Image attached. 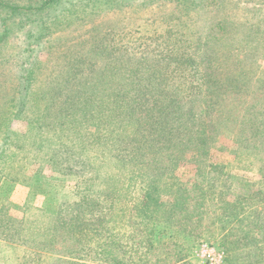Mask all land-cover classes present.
<instances>
[{"label":"trees","instance_id":"trees-1","mask_svg":"<svg viewBox=\"0 0 264 264\" xmlns=\"http://www.w3.org/2000/svg\"><path fill=\"white\" fill-rule=\"evenodd\" d=\"M98 1L83 0L54 16L84 11L77 20L89 21ZM158 1L170 7L171 19L167 11L157 19L168 30L120 48L114 37L93 34L69 46L50 39L58 31L49 26L52 14L69 0L36 6L0 0L2 12L30 14L16 30L19 54L10 76L3 50L12 30L0 23V191L3 183L36 194L41 185L63 186L56 207L45 206L35 225L32 216L17 220L0 214L5 242L0 250L34 247L42 238V251L58 264H192L182 247L221 234L227 264H264V70L255 55L258 25L218 22L216 14L211 21L229 0ZM246 44L251 54L240 57L236 46ZM43 53L47 68L40 74L36 61ZM27 116L34 119L30 131L16 133L14 121ZM222 141L235 146L227 168L213 160ZM38 165L51 175L30 176ZM183 166L193 172L191 180L177 177ZM236 169L260 179H238ZM68 184L74 186L70 191ZM176 245L182 250L172 251ZM0 257L4 264L13 259Z\"/></svg>","mask_w":264,"mask_h":264},{"label":"rangeland","instance_id":"rangeland-1","mask_svg":"<svg viewBox=\"0 0 264 264\" xmlns=\"http://www.w3.org/2000/svg\"><path fill=\"white\" fill-rule=\"evenodd\" d=\"M8 3L15 4L17 6H30L33 4L34 6L40 4L42 0H5ZM83 0H69V2H64L62 5H58L55 10L57 12L53 13L52 16L64 13V9H70L75 4H81ZM31 5V6H33ZM95 15L91 17L89 21L82 22L77 20V18L83 17L82 13L76 14V16L69 14H65L62 17L56 18L54 16L49 22L50 28L57 29L54 34H50L48 37L52 39L58 46H69L68 43L74 42L79 43L89 37L91 34L97 35L102 38H112L114 37L115 41L118 42L117 46H138V38L145 37H154L156 35L155 32H164L168 30V25L164 22H159L157 19L160 16V21L164 18V13L167 11L169 15H171L170 7L168 6H160L159 1L156 0L153 2H147V0H99L94 4ZM216 5V4H215ZM215 8V7H214ZM218 8V7H217ZM220 12L217 14L212 13L211 21L214 19V14L219 15L218 22L220 20L235 22L237 26L245 25L247 28H252L250 24L258 25L257 29V42L255 43L256 48L259 47V52L255 53V55L260 58V64L262 69L264 70V0H229L228 4L222 6L219 9ZM258 10H261V15H259ZM91 9H88L86 12H91ZM27 15L30 14H22V15H11L9 11L2 12L0 11V23L2 21L7 22V25L10 26L12 32L10 34V44L9 47L3 50V55L6 52V56L10 58V61L3 64L5 67V72L8 76L11 75V71H13L17 65V59L19 54L18 42L19 38L16 30L18 29V25L24 22L27 18ZM58 15V16H60ZM193 18L196 15L193 13L189 14ZM259 15V16H258ZM69 20V21H68ZM210 21V22H211ZM216 21V20H215ZM164 24V25H163ZM50 28L47 30L49 31ZM59 28V29H58ZM63 30V31H60ZM1 31V29H0ZM54 31V30H53ZM47 37V38H48ZM202 38V39H201ZM206 38V34H202L200 39L204 40ZM239 39H243L241 35L237 36V41L240 42ZM253 43V42H249ZM245 46H236L238 49L236 53L239 54L240 57H246L248 54H251L248 50H251V47ZM129 48V47H128ZM257 51V50H256ZM133 56L135 54H132ZM130 55L129 57H132ZM2 57V56H1ZM138 58V55L137 57ZM48 60V54L43 53L40 55V58L36 61V70L38 73H44L46 71V65ZM9 86V85H8ZM31 124H34V119L32 120L30 117H22L16 121H14L13 130L19 134H27L30 131ZM235 150V146L232 145L229 141H222L217 144L214 149L213 160L216 162L223 164L224 168L227 166H231L233 163V151ZM242 169V168H240ZM236 169L234 174L237 175L238 179H260V176L250 172L247 169ZM29 175L32 177H49L51 175V171L46 169L43 165H38L33 167ZM188 176V177H186ZM177 177L180 179L188 178L187 180H191L193 178V172L183 166L177 173ZM244 182V181H243ZM248 183L247 181H245ZM249 186V185H247ZM39 194L36 192H29L22 188L14 187L8 183H3V186L0 191V214H4L7 217H12L17 220H22V218L27 216H32L31 221L32 225L38 223V220L42 219V214L44 210L54 209L56 204L59 201L58 196L61 194V190L63 188L60 184H53L40 186ZM43 187V188H42ZM73 184H68L66 186L67 190L70 191L73 188ZM43 190L49 191L51 196H43L41 195ZM233 190L239 194H246L245 188L242 186H234ZM165 202L170 203L167 197H164ZM171 204V203H170ZM47 208H46V207ZM45 207V208H43ZM26 209L29 210L26 214ZM25 215V216H24ZM264 220V217H263ZM35 222V223H34ZM207 223L205 224V226ZM204 232V231H203ZM124 235V244L126 246H131V242L128 241V233L122 232ZM4 238L0 237V246L5 244L3 241ZM42 238H39L37 241V245L33 247H27V245H9L8 248L0 250L2 258L13 256L11 264H58L55 259L46 257V253L42 251L45 249L41 244L43 243ZM222 240V235H216V238L212 240H207L206 238L197 240L196 242H192V247L183 246V250L187 252L188 262L192 264H203L205 262V258L203 256V246L208 245V247L213 251V254L216 257V264H227L226 261V253L225 250L222 249L219 245V242ZM180 242V241H179ZM99 243H94V247H96ZM8 245V244H6ZM179 245L170 247L172 251L182 250V248L178 247ZM59 254H69L64 252L65 249H58ZM81 248V247H80ZM79 248V249H80ZM168 248V250H171ZM60 250H64L61 251ZM37 254H43L41 258L37 256ZM1 258V257H0ZM64 260L71 261V258L65 257L62 258ZM79 264H89L84 261H74ZM0 264H4L3 259L0 261ZM181 264V263H178Z\"/></svg>","mask_w":264,"mask_h":264},{"label":"built area","instance_id":"built-area-1","mask_svg":"<svg viewBox=\"0 0 264 264\" xmlns=\"http://www.w3.org/2000/svg\"><path fill=\"white\" fill-rule=\"evenodd\" d=\"M203 256L205 262L203 264H216V257L213 251L208 247V245L203 246Z\"/></svg>","mask_w":264,"mask_h":264}]
</instances>
